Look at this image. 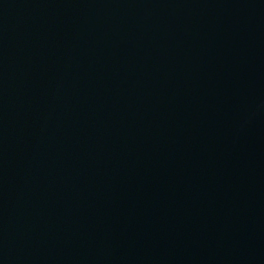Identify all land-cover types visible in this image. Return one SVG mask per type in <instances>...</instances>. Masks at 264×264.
<instances>
[{"label":"water","instance_id":"95a60500","mask_svg":"<svg viewBox=\"0 0 264 264\" xmlns=\"http://www.w3.org/2000/svg\"><path fill=\"white\" fill-rule=\"evenodd\" d=\"M0 264H264V0H0Z\"/></svg>","mask_w":264,"mask_h":264}]
</instances>
